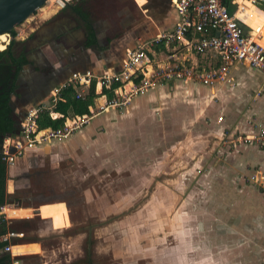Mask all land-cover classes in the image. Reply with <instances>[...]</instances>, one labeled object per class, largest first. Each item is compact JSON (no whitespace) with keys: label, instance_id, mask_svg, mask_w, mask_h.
Listing matches in <instances>:
<instances>
[{"label":"crops","instance_id":"1","mask_svg":"<svg viewBox=\"0 0 264 264\" xmlns=\"http://www.w3.org/2000/svg\"><path fill=\"white\" fill-rule=\"evenodd\" d=\"M171 3L84 0L61 11L44 6L32 15V26L15 29L21 48L16 53L25 63L9 100L14 127L27 110L49 105L52 92L72 74L121 71L126 50L173 29L178 17ZM240 6L238 16L249 26L264 27V3ZM260 42L264 45V38ZM166 51L156 47L149 57L161 60ZM178 54L188 64H216L210 55H194L185 46ZM232 76L233 87L163 84L134 98L125 112L103 113L64 141L26 150L7 168L13 195L32 184L56 193L77 189L72 195L81 198L91 177L98 185L113 180L135 188L145 187L149 178L143 198L148 199L158 184L167 188L176 182L175 188L183 185L186 191L162 202L159 264H262L264 186L246 178L264 173V148L239 140L264 124V76L239 64ZM82 93L87 96L86 89ZM154 171L161 173L154 177ZM45 209L62 223V213Z\"/></svg>","mask_w":264,"mask_h":264},{"label":"built area","instance_id":"2","mask_svg":"<svg viewBox=\"0 0 264 264\" xmlns=\"http://www.w3.org/2000/svg\"><path fill=\"white\" fill-rule=\"evenodd\" d=\"M75 1L84 0H52L49 1V7L61 11ZM242 1H249L253 6L264 3V0H172L178 20L171 31L159 33L134 49L126 50L119 72L99 76L91 72L72 74L52 92L49 105L27 110L18 132L3 139L0 148L2 162L8 169L12 168L26 150L49 142L64 141L103 113L125 112L134 98L144 96L163 84L181 82L205 87L219 84L233 87L232 67L238 64L255 69L264 76V47L260 44V28H251L238 16ZM182 46L197 56L210 55L216 59V64L204 68L179 60L178 52ZM156 47H165L167 50L164 58L158 61L149 57ZM92 84L94 98L87 114L65 117L58 129L38 128V116L49 111L51 117L54 113L52 109L62 100L61 93L64 90L78 89L74 97L79 100L85 96L83 89L88 95ZM59 118H63V115ZM239 141L244 145L264 148V124H258L254 133ZM246 180L250 184L264 186V173L256 171ZM8 207L6 203L0 207V217L4 221L2 214ZM22 238V234L14 232H6L0 237V242L4 243L2 252L10 256L11 264H17L13 263V259L18 256L12 250L14 241Z\"/></svg>","mask_w":264,"mask_h":264},{"label":"rangeland","instance_id":"3","mask_svg":"<svg viewBox=\"0 0 264 264\" xmlns=\"http://www.w3.org/2000/svg\"><path fill=\"white\" fill-rule=\"evenodd\" d=\"M49 1L44 6L51 8L49 7L51 5ZM39 10L36 11L34 15L39 13ZM244 21L247 22V20ZM34 22H36V20L31 17L27 19L24 22L27 25H25V29L27 30L34 24ZM20 26L21 25H19L17 28H19ZM250 27L253 28L252 22L250 24ZM260 36L264 38V27L260 28ZM7 40L9 43V41L11 40L10 35H8ZM5 43L6 41L1 44L0 47L5 45ZM20 49L21 48L17 45L13 47V50L15 52L20 51ZM170 170L171 169L167 168L165 171ZM160 173L161 172L154 171V173H152L151 175L155 177ZM187 179L188 178L186 176V180ZM92 180V177L89 178V183L83 185L84 188L81 189L82 192L86 193L88 197L87 200L89 202L88 207L90 212L96 214V210H99V212L103 211L104 216L109 217L113 212L115 213L123 210L128 211L129 209L132 210V213L125 219L118 221L113 226H110V228L105 229V231L97 232V237H104L103 239L95 241V243H93L91 246L93 251V261H96L99 264H153L154 261L155 264H159L160 252L157 251V249H160V247L163 245L159 241V237H157L156 234L158 235L161 232V213L164 212V207L166 208L165 204L163 207L162 202L164 203L165 199H179V194L183 193V191H186V188L185 190H182L183 185L181 186V188L179 185L175 188L176 182L172 187L167 188L159 186L158 184V186L156 185L157 187L153 189L154 191L153 193H151V197H149L148 199H143L146 196L147 190L149 188V178L145 183V187L136 188L123 185L121 186L118 181L115 182L113 180H104L103 183H100L98 185V182ZM188 183L189 182H187V185ZM6 185L7 192L5 194L11 192L10 194L13 195V182L11 181L10 183H8L6 179ZM36 191L39 190L36 187L32 188L31 184L29 192L35 193ZM118 198H120L121 200H119ZM112 201L118 203L117 208H110L113 203ZM59 202L60 201H48L44 204L52 205L58 204ZM60 204H64L65 206V203ZM8 205L9 207L6 208L5 213L2 214L5 217L7 232H14L23 235V238L21 240L14 241L15 246H19L20 244L21 246L38 244L40 249L39 253L37 254L18 255L17 257H15V259H13V263L72 264L74 262H78L81 264L82 262H84L81 258V253L84 252L85 244L83 241L85 234L76 232L75 229L76 227H79L78 224L74 225L69 221L68 226L52 230L54 229V227L51 224V220L56 227L60 224H57L56 219L54 217H50L49 215L44 216L42 214L43 217L51 218V220H45L42 219L40 215L33 214V210L39 206L38 204L28 205L25 203H21L19 205H16L13 200V203H8ZM168 206H170V204ZM173 207L174 204L173 206L171 204V208ZM29 210H31V213L25 214V217L29 218H22L24 217L22 216L23 214H17V216L13 214L14 212H26ZM58 212L61 213L60 210ZM71 215L74 218H77L79 216L76 212L74 215ZM82 217L86 222H95L96 219L90 218L87 220L84 214H82ZM148 233L151 234V236L153 234V243H156L157 246L152 248V252H150L149 249V244H151V242H148ZM168 243L170 244L171 240H169L168 242L165 241L164 245L166 246V244ZM148 250L150 253H148ZM30 251H32V249H30Z\"/></svg>","mask_w":264,"mask_h":264},{"label":"flooded vegetation","instance_id":"4","mask_svg":"<svg viewBox=\"0 0 264 264\" xmlns=\"http://www.w3.org/2000/svg\"><path fill=\"white\" fill-rule=\"evenodd\" d=\"M69 7V6H68ZM5 42V40H4ZM10 42V41H9ZM9 45V43L7 42V46ZM13 53L14 54H17L14 50H13ZM14 71H15V66H13V68L11 69V71L9 72V70H5L6 73H8V79L6 80V84H11V82L13 81L12 84H14L15 86V83H16V79H13L14 78ZM5 75H3V71L2 73H0V81H2L3 77ZM8 87H10L8 85ZM9 105L10 102H9ZM3 142V140H2ZM1 145L2 143L0 144V148H1ZM36 187V185H34ZM32 186V188L34 187ZM30 187L31 185L26 189V190H23V191H19L17 190L15 196L10 198V199H6V203L8 205V203H13V200H14V203H16V205H19L21 203H25V204H40L42 202H48V201H60L58 204H52V205H45V206H41L40 208H38V211H39V215L42 217V218H45V219H50L51 218H48V217H43L42 214L44 216H48L49 214H47L45 208H48L50 209H53L54 211L53 212H58L59 210L61 211L62 213V223L60 225H58L57 227L54 225L53 221L51 220V224L52 226L54 227V230L55 229H59V228H63V227H66L68 226V222L70 221L71 223H73L74 225L75 224H78L79 227H76V232H81L83 234H85V237H84V244H85V247H84V252H82L81 254V258L84 262H82L81 264H99L98 262L96 261H93L92 259V244L95 243V241H98L99 239H103V237H97V232L98 231H105V229L107 228H110V226H113L115 223H117L118 221L122 220V219H125L127 216H129L131 213H132V210H128V211H118V212H113L109 217H105L104 216V213L103 211L102 212H99V210H96V214H93L92 212L89 211V207H88V197L87 195H83L81 198H76L74 197V194L72 195V192L74 193L75 191L77 192V189H75V191H63V192H60V193H56L55 191H36L35 193H30ZM121 198V197H120ZM120 198H118L119 200H121ZM112 205L110 208H113V207H118V203L115 202V201H112ZM60 203H65V206L64 204H60ZM126 210V209H125ZM34 211V210H33ZM69 211V212H68ZM75 212L79 215L77 218H74L71 214H75ZM27 213H31V210L29 211H26V212H14L13 214L17 216L20 215V214H23L22 218H25V214ZM69 214V215H68ZM82 214H84V216L86 217V219H90V218H96L95 219V222H92V221H84L83 217H82ZM51 215V214H50ZM76 217V216H75ZM26 218H29V217H26ZM69 218V219H68ZM83 223V224H82ZM110 230V229H109ZM113 233V232H112ZM156 236L158 237L159 234ZM153 237V234L151 236V234L148 233V242H151V244H149V249H150V252L153 251V247H157L156 246V243H153L154 242V238ZM161 239L159 238V241ZM148 245V244H147ZM36 247V248H34ZM30 249H32V251H30ZM36 249H39V246L38 244H29V245H19V246H14L13 247V253L15 255H26V254H35V253H39L40 249L37 251V252H34V253H31L33 251H35ZM157 251H159L160 253V256H161V247L160 249H157ZM149 250H148V253H150ZM7 254H4L3 252H0V257L1 256H6ZM72 264H80L78 262H74ZM153 264L154 261H153Z\"/></svg>","mask_w":264,"mask_h":264},{"label":"trees","instance_id":"5","mask_svg":"<svg viewBox=\"0 0 264 264\" xmlns=\"http://www.w3.org/2000/svg\"><path fill=\"white\" fill-rule=\"evenodd\" d=\"M9 35L11 36V40L9 45L5 47V45L0 47V73L3 71V75H5L0 81V144L2 140L7 136H14L16 134V130L14 127V120L11 115V109L9 106L10 95L12 94L15 86L13 81L11 84H6V80L8 79V73L5 70L11 71L13 66H15L14 78L16 79L18 71L21 69V66L25 63V59L22 54L13 53V47L18 43L15 41L16 32L12 30ZM6 43L7 35L4 36ZM5 43V44H6ZM8 85L10 87H8ZM75 94L73 90L67 89L61 93V98L63 101H58L55 107L52 109V112L59 113L63 115V118L51 119L49 115V111L43 112L38 116L36 121L39 129L52 128L58 129L63 125L64 118L69 115H84L88 113V107L92 105L94 98V84L91 85L89 89V93L83 99L76 100ZM6 173L7 167L1 160L0 155V207L5 203V184H6ZM7 232L6 222L0 217V237ZM4 243L0 242V252H2ZM0 264H11V259L9 255L0 257Z\"/></svg>","mask_w":264,"mask_h":264},{"label":"water","instance_id":"6","mask_svg":"<svg viewBox=\"0 0 264 264\" xmlns=\"http://www.w3.org/2000/svg\"><path fill=\"white\" fill-rule=\"evenodd\" d=\"M48 0H0V35L9 33L41 9ZM15 120V129H19ZM33 214L39 215L38 208Z\"/></svg>","mask_w":264,"mask_h":264},{"label":"bare ground","instance_id":"7","mask_svg":"<svg viewBox=\"0 0 264 264\" xmlns=\"http://www.w3.org/2000/svg\"><path fill=\"white\" fill-rule=\"evenodd\" d=\"M50 1H52V0H50ZM241 3L242 4H246V5L253 6L249 1H242ZM4 36L5 35H0V45L4 43V40H5V37ZM260 44L264 47V45L261 42H260ZM11 197H12V194H9V195L6 196V199H10Z\"/></svg>","mask_w":264,"mask_h":264}]
</instances>
